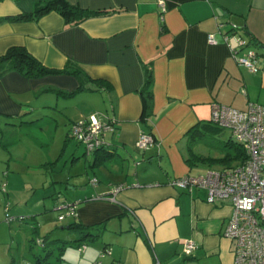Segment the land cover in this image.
<instances>
[{"label": "crops", "instance_id": "1", "mask_svg": "<svg viewBox=\"0 0 264 264\" xmlns=\"http://www.w3.org/2000/svg\"><path fill=\"white\" fill-rule=\"evenodd\" d=\"M47 1H0V56L21 46L46 67L68 73L28 78L10 65L0 69V131L59 127L62 119L67 145L74 140L73 124L91 115L113 121L115 130L107 134V146L89 156L76 141L72 163L85 158L91 186L86 187V181L71 184L69 170L67 179L57 182L71 187L72 200L62 193H44L46 212L50 206L60 213L57 208L65 201L80 203L72 221L46 235L41 211L21 209L10 215L11 161L1 158L0 264L11 263L9 245L18 229L29 236L35 264L42 255L35 248H43L46 236L81 238L69 229L74 223L98 226V237L86 243L84 252L81 246H69L60 264H96L104 250L111 254L102 264H234L235 242L225 236L232 205H211L206 190H181L173 182L241 164L239 159L224 161L234 150L214 155L212 150H199L207 140L197 139L211 131L218 137L227 135V141L218 140L223 144L233 140L231 130L211 123L214 104L240 111L250 104L264 106V0H164V14L158 0H67L103 13L75 25L57 12L32 21L8 19L32 14ZM231 23L249 49L259 54L258 72L233 58L232 49L239 43ZM212 34L218 44L209 43ZM148 67L154 83L153 112L147 120L141 91ZM143 133L152 134L158 145L139 151L136 144ZM93 179L97 185H92ZM119 186L123 189L114 196ZM7 215L15 221L7 222ZM186 241L197 246L190 256L184 254Z\"/></svg>", "mask_w": 264, "mask_h": 264}, {"label": "built area", "instance_id": "2", "mask_svg": "<svg viewBox=\"0 0 264 264\" xmlns=\"http://www.w3.org/2000/svg\"><path fill=\"white\" fill-rule=\"evenodd\" d=\"M158 6L164 14L167 7L164 0H158ZM230 25L239 47L232 49V56L237 63L250 72H258L262 65L259 54L249 49V45L239 35L238 27ZM225 24H221L220 28ZM225 43H229L230 36H224ZM209 43L218 44L215 36H209ZM212 124L222 129L232 131L235 143L242 146L246 153V160L240 165L224 171H209L205 175L185 176L173 182L181 190L190 191L194 188L207 191V202L229 203L233 207V215L228 223L225 236L235 242L234 264H264V106L250 104L246 111L214 104L212 107ZM115 130V123L102 122L96 115L83 118L74 123L70 137L83 145L86 155L104 149L107 146L106 136ZM157 140L152 134L143 133L136 148L146 151L157 146ZM98 181L95 180L94 184ZM123 186L113 190L116 196ZM5 191V190H4ZM107 199L96 197L95 200ZM115 201V197L111 198ZM79 202H64L58 206L62 212L60 218L77 216ZM15 218L7 215V222L12 223ZM86 245L80 247L84 252ZM197 249L193 241L184 243V254L190 256ZM111 254V250H104L101 256ZM156 264H161L157 262Z\"/></svg>", "mask_w": 264, "mask_h": 264}, {"label": "rangeland", "instance_id": "3", "mask_svg": "<svg viewBox=\"0 0 264 264\" xmlns=\"http://www.w3.org/2000/svg\"><path fill=\"white\" fill-rule=\"evenodd\" d=\"M66 135L67 133H63L62 119H60L59 127L57 124L54 126L45 124L43 129L23 128L20 131L15 128H4L3 131H0V160L4 157L6 163L9 160L11 161V169L9 171L13 175L10 186V215H15L16 211L19 212L21 209L26 211V213L31 211V213H38L41 211L39 218L43 227L42 235H46L52 229L62 227L74 219V216L67 215L64 218H60L59 215L63 213L52 211L50 206L46 212L44 193L48 191L50 193L56 192V195L62 193L68 200H72L71 192L68 190L71 187L57 182L66 180L69 170L73 176L71 177V184H78V181H86L85 186H91L89 178L85 174V169H90L89 163L86 162L84 157H81L79 163L73 165L72 149L77 151L78 144L72 140L66 145ZM226 136L225 134L218 137L212 134L211 131L210 133L207 132L203 137L199 136L197 141L203 139L202 141L204 142L207 140V143L204 142L205 144L199 145V150H212L214 155L217 153L222 154L221 150L224 149L230 150L229 146H227L228 144L220 142L221 140L227 141ZM219 139L221 140L218 141ZM92 161V157L89 158V162ZM87 163L88 165H86ZM95 180L97 179L92 180V185H97L94 184ZM21 218L26 219L28 217ZM13 236L15 238L9 245L12 254V257L9 258L10 264H34V255L28 247V234L18 229ZM88 242H90V239L82 244L86 245ZM35 250L36 253L43 254V248L40 245ZM106 256L102 257L100 255L96 264H102Z\"/></svg>", "mask_w": 264, "mask_h": 264}, {"label": "trees", "instance_id": "4", "mask_svg": "<svg viewBox=\"0 0 264 264\" xmlns=\"http://www.w3.org/2000/svg\"><path fill=\"white\" fill-rule=\"evenodd\" d=\"M2 1V0H0ZM57 12L65 19L67 24H80L81 22L101 15V11L84 10L78 6L71 5L67 0H50L39 5L32 14H22L17 17H9L11 21H32L38 20L43 16ZM10 65L13 70L21 73L28 78H38L47 75L66 74L68 71L55 70L46 67L39 59L31 54L25 47H11L4 55L0 56V69ZM154 83L153 70L148 67L145 72V85L141 91L144 99V119L150 118L153 112V93L151 91ZM68 95V93H60ZM212 123V122H211ZM217 127V126H215ZM218 129H221L217 127ZM230 150H234V156L229 155L224 161L246 160V153L242 146L230 141L228 145ZM102 150V149H101ZM72 232L80 234L81 238L75 241L51 240L46 236L43 240V254L36 257L35 264H60L63 254L69 246L82 247L83 242L90 239L95 240L98 235L94 234L99 230L98 226L85 227L81 223H74L69 226Z\"/></svg>", "mask_w": 264, "mask_h": 264}]
</instances>
